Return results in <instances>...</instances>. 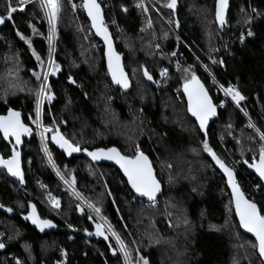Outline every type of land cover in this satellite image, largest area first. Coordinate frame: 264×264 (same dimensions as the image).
<instances>
[{
	"label": "trees",
	"instance_id": "1",
	"mask_svg": "<svg viewBox=\"0 0 264 264\" xmlns=\"http://www.w3.org/2000/svg\"><path fill=\"white\" fill-rule=\"evenodd\" d=\"M150 1L163 19L152 11L148 29L139 0H99L132 81V90L125 93L110 79L104 47L86 14L75 15L72 1L60 0L54 56L59 71L48 81L54 99L44 105L42 124L82 150L117 147L133 156L139 146L164 187L158 205L136 197L112 166L96 165L86 156L68 160L48 140L56 168L65 179L74 177V190L101 209L99 214L127 245L132 264H142L137 254L149 264H264L255 240L241 230L225 177L203 146L206 141L235 170L243 191L264 214V188L257 187L263 184L247 168L258 159L262 143L249 123L264 133V0H231L224 25L216 20V0H176L174 9L166 6L169 0ZM17 2L0 0V115L9 108L19 111L32 133L23 146L24 184L0 169V204L18 214L35 204L57 231L42 236L19 216L0 213V242L8 247L0 264H57L62 252L63 264H125L115 240L110 247L95 235L89 217L97 219L64 190L42 155L32 125L39 84L32 73L42 68L33 52L42 61L47 55V26L38 2L8 18L9 6L16 9ZM225 26V39L232 40L228 48L220 38ZM243 30L253 35L234 42ZM199 62L222 86L240 91L244 99L239 106L229 99L225 107L218 106L223 96L215 95ZM192 73L203 80L219 109L208 138L190 117L182 91ZM13 146L0 134L4 158ZM49 194L61 200L59 209L50 205ZM81 207L85 216L79 214Z\"/></svg>",
	"mask_w": 264,
	"mask_h": 264
},
{
	"label": "snow or ice",
	"instance_id": "2",
	"mask_svg": "<svg viewBox=\"0 0 264 264\" xmlns=\"http://www.w3.org/2000/svg\"><path fill=\"white\" fill-rule=\"evenodd\" d=\"M31 2V0H19L20 7L22 8L24 4ZM83 8L86 10L88 17L91 19L92 27L95 29L96 35L100 36L106 45L105 55L108 61V71L112 77V81L115 84L120 85L122 88L128 87V80L125 76L122 66L120 65V57L117 55L112 47L111 37L108 33L107 28L104 26L101 5L97 0H83ZM140 6L139 4L137 5ZM168 8L174 9L176 6V0H169L166 5ZM227 6V0H217V10L216 17L219 23H224V8ZM41 9L45 13V17L49 24V34L47 37L49 44V60L48 68L50 71H42L41 73L33 72L32 75L39 82L38 89L35 91V119L34 123L38 129V135L42 141L43 151L48 157L49 164L55 169V163L53 162L52 155L49 152L47 145L43 142L47 139L46 134L51 132V140L53 143L57 144L61 149H63L67 154L71 155L74 152H80L82 149L79 144H74L65 138L57 129L44 126L41 123V109L45 102H51L54 99L51 88L48 86L49 75H54L59 71V65L56 64L51 59V53L55 50L54 40L56 35V24L58 15L61 11L60 0H41ZM15 8L9 6L8 13L11 18V13L15 11ZM0 23H3V18H0ZM35 31V29H33ZM248 36H252L253 33L249 31ZM17 35H20L22 40H25L26 43L31 44L25 39L23 35L19 32ZM241 42L244 40V36L240 37ZM174 54V53H173ZM38 65L43 68V61L41 57L36 55L33 52ZM215 62V61H214ZM222 63V61H221ZM18 64V60H17ZM185 72H188V69H184ZM166 70L161 72V75L164 76ZM14 73H10L13 75ZM144 75L147 79L152 80V76L148 74L145 70ZM71 80V78H69ZM215 83V80L213 81ZM222 91L225 96L231 97L233 102L239 106L240 101L244 99L240 91L233 85H228L227 87L221 86ZM183 92L187 97V110L188 112L195 117L196 121L199 123L201 130L205 129L208 120L210 117L216 114V105L213 103L212 98L209 96L208 91L204 85L200 82L197 76L192 73L190 78L185 79L183 84ZM7 94V90H6ZM223 102H221V106ZM249 127H252L257 131L259 139L262 142L259 147V156L258 159L254 158L251 163L248 164L249 168L255 170L261 181H264V133H260L258 129H255V126L249 123ZM32 130L28 127L21 119V113L19 111L8 109L7 115H0V134L3 135L5 140L10 138L14 139L16 145L20 144L21 137L25 135H31ZM204 150L209 153L212 159L215 161L216 165L223 171L227 177L228 186L231 188L232 192V202L235 206L236 216L239 219L240 227L245 229L248 233H251L255 237V243L253 247L259 252V256L264 261V214H261V209L258 208L257 204L245 197L244 192L240 189L239 185L236 182L234 172L232 169L227 167L225 163L217 157V155L212 151L208 146L207 142H204ZM88 156L92 160H112L119 165L120 169L123 171L124 175L127 177V183L130 185L131 189L140 197H146L149 202H154L157 198V194L160 191V184L153 174V168L149 161L147 155H145L139 148L136 147L135 154L133 156L122 155L115 147L104 149L99 148L94 151H88L84 149ZM247 163V161H245ZM0 167H3L7 172L17 177L20 183L24 182L23 173L20 166V153L13 146V151L10 157L7 159L0 157ZM57 175H60L57 171ZM61 179L65 181L66 184L71 187L75 183V178L71 180L65 179L61 176ZM257 187L264 188V185H257ZM79 197V193H76ZM53 207H59V201L50 197ZM3 207V205H0ZM31 212L28 216L25 217L26 220H30L32 224L36 225L40 231H44L45 228L55 227L50 220L41 219L35 210V207L29 205ZM88 208L95 211L98 215L101 211L100 208L95 207L93 204L89 203ZM11 211V209H6ZM90 219L92 217H89ZM71 227V226H70ZM95 235L103 236L105 240L109 239V235L115 240L116 246H118L119 253L122 254L125 264H132L131 253L125 244L124 240L113 231L112 226L107 224L105 220L103 223H96L95 225ZM92 235V233H88ZM4 244L0 243V248H4ZM111 247V245H110ZM113 255H116V249L113 250ZM139 261L142 264H149L147 258L139 256ZM16 264H21L19 260L16 261Z\"/></svg>",
	"mask_w": 264,
	"mask_h": 264
},
{
	"label": "water",
	"instance_id": "3",
	"mask_svg": "<svg viewBox=\"0 0 264 264\" xmlns=\"http://www.w3.org/2000/svg\"><path fill=\"white\" fill-rule=\"evenodd\" d=\"M97 2L100 4L99 0H97ZM100 5H101V4H100ZM216 10H217V0H216V4H215V13H216ZM230 10H231V0H227V6L224 8V23H223L222 25H224V24L227 22L228 17H229V12H230ZM85 13H86V16H87V18H88L90 24H91V28H92V30H93L94 35H95L96 38L99 40V42L103 45V47H104V51L106 52L107 48H106V45H105V43H104V40H103L100 36L96 35L95 29L92 27L91 19L88 17L86 10H85ZM101 13H102V18H103L104 26L107 28L108 33H109V35H110V37H111V42H112L113 50H114V52H115L117 55H119V57H120V65L122 66L123 71H124V73H125V76L127 77V80H128V87H127V88H122L120 85L115 84V83H114V85H115L117 88H119L120 90H122L123 92H125V93H129V92L132 90V81H131L130 76H129V73L127 72L126 67H125L124 56L118 52L117 47H116V42H115L114 36H113L112 32L109 30V28L105 25V12H104V9L102 8V6H101ZM216 20H217V17H216ZM217 22H218V20H217ZM218 23H219V22H218ZM219 24H221V23H219ZM105 60H106V65H107V69H108V61H107V57H106V55H105ZM108 74H109L110 79H111V81H112V77H111L109 71H108ZM197 78H198V79L200 80V82L204 85V87L206 88V90H207L208 93H209V96H210V97L212 98V100H213V97H212V95L210 94V91L208 90V88H207V86L205 85V83L203 82V80H202L199 76H197ZM112 82H113V81H112ZM70 83H71V85H74V83H73L72 80H70ZM182 91H183V86H182ZM183 95H184V92H183ZM184 97H185V100H186V103H187V97H186L185 95H184ZM213 103L215 104L214 100H213ZM215 105H216V104H215ZM189 115H190V117H191V118L197 123L199 129L201 130L200 125H199V123L196 121L195 117H193L190 113H189ZM218 117H219V109H218V107H217V105H216V114H215L214 116H212V117L209 118L208 123H207L205 129L201 130V132L205 135L206 138H208V129H209V127L211 126V124H213L215 121H217ZM21 119H22V118H21ZM22 121H23V120H22ZM27 126H28V125H27ZM28 127H29V126H28ZM60 134H62V133L60 132ZM2 136H3V135H2ZM29 136H30V135L22 136V137H21V142H20V144H18V145H16L15 140L12 139V138H10L9 140H6V141H13V142L15 143V148H16L17 151L20 153V166H21V171H22V163H23V146H24L25 140H26ZM51 136H52V135H50V138H49V142H50L51 146L54 147V148H56L61 154L65 155L66 158H67L68 160H72V159L75 158V157L86 156V157H87L92 163H94V164H96V165L112 166L113 168L117 169V170L122 174L123 178L127 181V177L124 175V173H123V171L120 169L119 165L116 164L114 161H112V160H106V159H100V160H95V161H94V160H92L91 157L88 156L87 153H86L85 151H83V150H81L80 152H74V153H72L71 155H69V154H67L63 149H61L57 144H55V143L52 142V140H51ZM109 148H112V147H109ZM115 148H116V149H117L122 155H125L124 153H122V152L120 151V149H118L117 147H115ZM97 149H99V148H97ZM104 149H108V148H104ZM87 150H88V149H87ZM94 150H96V149L88 150V151H94ZM212 151L217 155V157H218L219 159H221L220 156H219L214 150H212ZM144 154H145V153H144ZM145 155H147V154H145ZM147 156H148V155H147ZM0 157H3V156L1 155V153H0ZM207 157L213 162L214 166H215V167L218 169V171H219V172L225 177L226 182H227V177L225 176V174L223 173V171L219 168V166L216 165L215 161L212 159V157L209 155V153H207ZM3 158H4V157H3ZM148 158H149V161H150V163H151V165H152V168H153V174H154L155 178L157 179V181H158L159 184H160V191H159V193L157 194V198H156V200H157V199H159V198L161 197V195H162V193H163V189H164V187H163L162 182H161V181L158 179V177H157V172H156V169H155V167H154V163H153V161L151 160V158H150L149 156H148ZM5 159H6V158H5ZM221 160H222V159H221ZM222 161H223V160H222ZM223 162H224V161H223ZM224 163H225V162H224ZM225 165H226L227 167H229L230 169H232V168H231L229 165H227L226 163H225ZM247 168L249 169V171H250L251 173H253L256 177H258V175L256 174V172H255L254 169L249 168L248 165H247ZM0 169L3 170L4 172L8 173L7 170H6L5 168L0 167ZM232 170H233V172H234V176H235V179H236L237 184L239 185L240 189L243 191V189H242V187H241V185H240V183H239V181H238V177H237V174H236L235 170H234V169H232ZM22 173H23V172H22ZM8 174H9V173H8ZM16 178H17V177H16ZM23 178H24V177H23ZM258 178H259V177H258ZM17 179H18V178H17ZM259 180H260V179H259ZM260 181H261V180H260ZM261 182H262V184L264 185V181H261ZM22 184H24V182H23ZM128 186H129V188L131 189V187H130L129 184H128ZM227 186H228V183H227ZM228 188H229L230 194H231V196H232L231 188H230L229 186H228ZM131 191H132V192L135 194V196L138 197L139 199H141V200H145V201L149 202V201L147 200L146 197H140V196H138V195H137L132 189H131ZM243 192H244V191H243ZM244 194H245V197H246L247 199H249L245 192H244ZM156 200H155V201H156ZM249 200H251V199H249ZM252 201H253V200H252ZM254 202H255V201H254ZM149 203H152V202H149ZM232 203H233V202H232ZM255 203H256V202H255ZM256 204H257V203H256ZM0 205H1V204H0ZM32 206L35 207V210H36L37 215H38L41 219H44V218L41 217V215H40V213H39V210H38L37 206H36L35 204H32ZM257 206H258V208L260 209V207H259L258 204H257ZM6 209H9V208H8V207H5V206L0 207V213H3V214L7 215V216L10 217V218H14V217L19 216V217L21 218V220H22L25 224L30 225L34 230H36V231H37L40 235H42V236H44V235H46V234L55 233V232L57 231V224H56L53 220L46 219V220H50V221L53 223V225H55V227L45 228L44 231H40V229L37 228L36 225L32 224V222H31L30 220H26L25 217L28 216L29 213L31 212L30 207H29L28 213H26V214H18V213H16V212H14L11 208H10L11 211L9 212V211H7ZM233 209H234V211H235V206H234V204H233ZM79 214L82 215V216H85L84 207H81V208L79 209ZM261 214H262V211H261ZM93 215H94V218L97 219V222H96V223H102V222L97 218V216H96L95 214H93ZM235 215H236V211H235ZM236 217H237V216H236ZM237 220H238V222H239L238 217H237ZM89 221H90V223H91L92 225H94V226L96 225V223L94 222V219H93V218H91ZM239 225H240V223H239ZM241 230H242L245 234L249 235L250 237H252V238L255 240V237H254L251 233H248V232H247L245 229H243L242 227H241ZM108 235H109V239H107L106 241H107L108 244L110 245V240H111L112 237H111V234H108ZM0 243H1V242H0ZM7 250H8V247L5 245L4 248H0V254L5 253ZM117 253H118V252H116V254H117ZM258 254H259V252H258ZM260 259L262 260L261 257H260ZM263 263H264V261H263Z\"/></svg>",
	"mask_w": 264,
	"mask_h": 264
},
{
	"label": "built area",
	"instance_id": "4",
	"mask_svg": "<svg viewBox=\"0 0 264 264\" xmlns=\"http://www.w3.org/2000/svg\"><path fill=\"white\" fill-rule=\"evenodd\" d=\"M72 1V8H73V13L75 14V15H78V13L80 12V11H83L84 13H85V10H84V8H83V0H78V1H76V0H71ZM33 2H38L39 4H40V6H41V0H31V2H29V3H26V4H24L23 5V7L21 8L20 7V3H19V1H18V5H17V7H16V10L17 11H23V10H25L26 9V7L29 5V4H31V3H33ZM139 7L138 8H141V9H143L144 10V12H145V18L147 19V27H148V29H151L152 28V23H151V19H150V16H151V12L153 11V12H155L158 16H160V14H159V12L156 10V8L154 7V5L151 3V1L150 0H139ZM43 11V10H42ZM43 14H44V16H45V13H44V11H43ZM86 14V13H85ZM58 17H59V15H58ZM47 20V19H46ZM58 20V19H57ZM226 24V23H225ZM226 27V26H225ZM47 29H48V32H47V35L49 34V24H48V21H47ZM227 32H229V27H226L225 28V30L223 31V34H221V36H220V38H221V41L223 42V41H225V44H226V48H228L227 46L231 43V41L232 40H230L229 38H227V40L225 39V37L228 35V33ZM249 31L248 30H246L245 32H244V30L243 31H241L239 34H238V36L235 38V40H234V42H241V40H240V37H241V35H243L244 36V39H245V37H246V35H248L247 33H248ZM226 35V36H225ZM56 37H57V31H56V35H55V40H56ZM53 54H54V52H53ZM53 54H52V60L54 61V56H53ZM47 58H48V53H47ZM213 61H215V60H213ZM200 63V62H199ZM200 65H201V67H202V69H203V71L207 74V75H209L210 76V78H211V85H212V87H213V89H214V93H215V95H217V96H220V95H222L223 96V98H222V100H221V102H223V105L221 106V102L219 103V107H221V108H223V107H225V105H226V101H225V99H229L231 102H233V100L231 99V97H229V96H225L224 95V92L222 91V89H221V84L212 76V74L208 71V69L206 68V66L204 65V64H202V63H200ZM189 66V65H188ZM189 67H193L192 65H190ZM215 80V83L213 82ZM235 105H236V103L235 102H233ZM158 200L159 199H157L156 201H154V202H152V203H149V204H152V205H154V206H157L158 205Z\"/></svg>",
	"mask_w": 264,
	"mask_h": 264
},
{
	"label": "rangeland",
	"instance_id": "5",
	"mask_svg": "<svg viewBox=\"0 0 264 264\" xmlns=\"http://www.w3.org/2000/svg\"><path fill=\"white\" fill-rule=\"evenodd\" d=\"M17 1H19V0H17ZM152 2V1H151ZM17 5H18V2H17ZM154 5V4H153ZM17 7V6H16ZM154 7H155V5H154ZM156 8V7H155ZM156 10H157V8H156ZM23 11H25V10H23ZM158 11V10H157ZM20 12V11H19ZM160 14V13H159ZM44 15V14H43ZM45 17V16H44ZM160 17L162 18V16L160 15ZM59 19H60V13H59V17H58V20H57V24H56V31H57V37H58V31H59ZM163 19V18H162ZM45 22H46V26H47V20H46V17H45ZM165 22V21H164ZM47 32H48V29H47ZM47 37H48V35L46 36V42H47V53H48V40H47ZM57 37H56V40H57ZM55 51H56V44H55V50H54V54H53V56H55ZM46 60H47V55H46V58L44 59V61H43V68H41V72L42 71H44V68H45V63H46ZM40 72V73H41ZM51 75V74H50ZM49 81V80H48ZM38 86H39V84H38ZM46 103V102H45ZM45 103H44V105H45ZM44 105L42 106V109H41V123H42V112H43V108H44ZM34 119H35V117H34ZM34 119L32 120V125H33V128L35 129V133H36V135H37V138H38V140H39V144H40V149H41V152H42V155L44 156V158H45V161H46V163L48 164V166H49V168L51 169V171L54 173V175L60 180V182L62 183V185H63V188H64V190H66V191H69V189H68V187H67V185L66 184H64L63 183V181H62V179H61V173H60V175H57V171L58 170H54V168L52 167V165L51 164H49V162H48V157H47V155L45 154V152L43 151V147H42V141H41V138H40V136L37 134L38 133V129L36 128V125H35V123H34ZM49 134H51L52 135V133L51 132H49V133H47L46 134V136H47V139L43 142L44 144H46L47 145V148H48V150H49V152H50V149H49V145H48V140H49V138H50V136H49ZM51 153V152H50ZM52 155V154H51ZM53 159V158H52ZM54 162V161H53ZM56 166V165H55ZM70 192V191H69ZM70 193H72V192H70ZM75 196V195H74ZM50 197H54V198H56L58 201H59V207H60V203H61V200L59 199V198H57V197H55V196H53L52 194H49L48 195V200H49V203H50V205L52 206V203H51V200H50ZM76 197V196H75ZM77 198V197H76ZM79 201H80V203L84 206V207H87L88 208V203H86L85 201H83L81 198L79 199V198H77ZM53 207V206H52ZM59 207L58 208H56V207H53V208H56V209H59ZM89 209V208H88ZM89 211L90 212H92V214H95L96 216H97V218L102 222L103 220L105 221L106 219L102 216V215H98L95 211H93L92 209H89ZM71 238H73V236L71 237ZM64 252H62L61 253V261H59L57 264H63L64 263V259H63V256H64Z\"/></svg>",
	"mask_w": 264,
	"mask_h": 264
},
{
	"label": "bare ground",
	"instance_id": "6",
	"mask_svg": "<svg viewBox=\"0 0 264 264\" xmlns=\"http://www.w3.org/2000/svg\"><path fill=\"white\" fill-rule=\"evenodd\" d=\"M56 44V40H54V45ZM52 54H53V52L51 53V59H52ZM48 60H49V44H48V58H47V60H46V63H45V68H44V71H50V69L48 68ZM49 78H50V75H49ZM49 80V79H48ZM55 169L57 170V168L55 167ZM54 169V170H55ZM60 173V172H59ZM63 181V183L64 184H66L65 183V181L64 180H62ZM67 185V187H68V189H69V191L70 192H72L76 197H77V195H76V191L74 190V188L71 186V187H69V185L68 184H66ZM77 198H81L83 201H85V199L81 196V195H79V197H77ZM86 202V201H85ZM87 203V202H86ZM104 222V220L102 221V223Z\"/></svg>",
	"mask_w": 264,
	"mask_h": 264
}]
</instances>
